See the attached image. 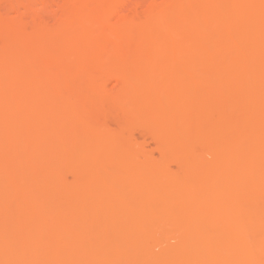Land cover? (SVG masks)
<instances>
[{"label":"bare ground","instance_id":"6f19581e","mask_svg":"<svg viewBox=\"0 0 264 264\" xmlns=\"http://www.w3.org/2000/svg\"><path fill=\"white\" fill-rule=\"evenodd\" d=\"M0 264H264V0H0Z\"/></svg>","mask_w":264,"mask_h":264},{"label":"rangeland","instance_id":"374dc122","mask_svg":"<svg viewBox=\"0 0 264 264\" xmlns=\"http://www.w3.org/2000/svg\"><path fill=\"white\" fill-rule=\"evenodd\" d=\"M14 16H16V15H14ZM14 18H15V17H14ZM114 85H115V82H112L111 85L109 86V88L112 89V88L114 87ZM110 89H109V90H110ZM110 124L113 125L112 122H111ZM111 125H110V126H111ZM112 127H114V125H113ZM134 132H135V135L133 134L134 137H135V138L138 137L137 134H139V133H138L137 131H134ZM134 132H133V133H134ZM140 135H143V134H139V136H140ZM144 137H145V136L143 135V136L141 137V139H140L141 141H140L139 139H138V140H139L140 142H143V143H144V141H142V140H143L142 138H144ZM147 139H148V138H147ZM147 139H146V142H147V143H144V145H147V146H146L147 148H146V147H145V148L148 149V150L150 149V151H151V149L153 150V145H152V144L150 143V141L147 140ZM144 140H145V139H144ZM148 141H149V142H148Z\"/></svg>","mask_w":264,"mask_h":264}]
</instances>
